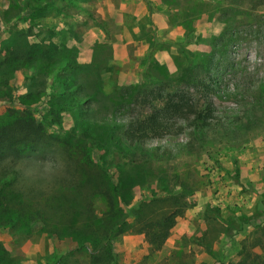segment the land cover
<instances>
[{"label":"rangeland","instance_id":"374dc122","mask_svg":"<svg viewBox=\"0 0 264 264\" xmlns=\"http://www.w3.org/2000/svg\"><path fill=\"white\" fill-rule=\"evenodd\" d=\"M232 29L235 38H221ZM66 89L77 107L66 105ZM263 96L264 0H0V129L29 115L54 136L12 165L23 199L49 214L61 180L80 188L76 167L102 164L123 215L152 220L184 208L159 251L131 229L111 238L109 264H229L239 243L264 261L255 227L264 222ZM177 98L211 102L209 123L166 112L164 101ZM141 130L145 143L130 147L126 134ZM92 208L102 219L105 202ZM241 216L253 221L242 226ZM5 228L7 264H53L67 252L66 264H91L75 251L81 239L42 224Z\"/></svg>","mask_w":264,"mask_h":264},{"label":"trees","instance_id":"16d2710c","mask_svg":"<svg viewBox=\"0 0 264 264\" xmlns=\"http://www.w3.org/2000/svg\"><path fill=\"white\" fill-rule=\"evenodd\" d=\"M255 8L256 6L254 5L252 9L250 8L253 14ZM247 29H250V26H247ZM232 30L224 32L221 38L224 39L227 36H230V40L235 38V30ZM243 30L244 27H240V31ZM228 42L229 40H227ZM181 46L176 45L177 48ZM67 67L68 63L62 65L61 71ZM208 73L206 72V75L210 84L208 87L204 86L207 94H209L207 90H212V85L215 83L213 76ZM183 93L180 92V94ZM62 98L70 108L78 106L77 99L67 89L63 93ZM173 102L172 100L164 101L162 106L166 112L192 114L195 117V121L201 122V125L204 126L209 123L212 117L213 107L209 101L196 105L183 98H177V101ZM60 108L62 107L59 102L51 106L53 110H59ZM54 115L53 119L58 118V114ZM159 121L155 119L151 125L159 127L161 126V124H158ZM137 124H140V122L128 125V134L137 130ZM142 132L143 134H126L130 147H138L145 143L147 136L144 130ZM52 137L54 136L47 135L43 126L36 123L29 115L17 116L11 123L6 124L5 127L0 129V230H6L5 226L9 222L23 227L30 224L49 226L53 229L52 232H49L53 236H57L58 238L67 236L68 238L75 237L76 239H81L79 240L81 244L78 245L75 251H84L89 256L91 264H109L112 260L109 247L110 239L130 229L135 234L142 235L145 242L153 251H159L170 237L176 220L182 217L184 208H179L180 206H178L168 215L152 220L136 218L135 214L132 215V210L126 213L127 216L123 215L122 209L117 206L116 202V196L118 195L116 182L113 180V176L109 175V169L105 165L100 164L101 167H97V170H93V166L85 169L82 168L81 164L78 165L76 171L85 175L81 177L83 180H81L80 188L77 187L76 189L71 182L61 180L59 182L60 194L50 197L44 205V208L51 209L49 214L44 213L38 205L23 199L22 193L16 187V177L9 173L13 169L12 165L23 154L39 155L40 151L45 149V142L47 141L46 144L50 143L48 140ZM66 140L63 143L69 145L71 139L67 138ZM60 143L63 144L62 142ZM41 145L42 147H40ZM91 155L93 158V153ZM235 176L238 177L237 170ZM96 198L101 199L106 204V211L102 214V219L98 218V215L92 208V200ZM148 201H153V199H149ZM216 211L219 213L218 209ZM132 217L137 224L133 226V229L129 227L126 221L127 218ZM237 220L243 226L251 223L253 218L241 216ZM220 222L224 223L222 220ZM225 225L229 229L235 227L226 222ZM255 227L262 231L264 229V222L258 223ZM236 229L239 232L241 228L238 227ZM238 250L239 260L229 264H264L263 259L246 248L245 244L239 243ZM71 253L67 252L66 254L70 255ZM5 254L3 247L0 245V264H7V260L4 257ZM66 254L54 256L53 264H66Z\"/></svg>","mask_w":264,"mask_h":264},{"label":"crops","instance_id":"0c3cea01","mask_svg":"<svg viewBox=\"0 0 264 264\" xmlns=\"http://www.w3.org/2000/svg\"><path fill=\"white\" fill-rule=\"evenodd\" d=\"M140 4H141V2L139 3V5H140ZM139 5H138V6H139Z\"/></svg>","mask_w":264,"mask_h":264}]
</instances>
